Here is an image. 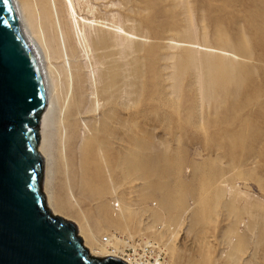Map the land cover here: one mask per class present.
<instances>
[{
  "label": "rangeland",
  "instance_id": "rangeland-1",
  "mask_svg": "<svg viewBox=\"0 0 264 264\" xmlns=\"http://www.w3.org/2000/svg\"><path fill=\"white\" fill-rule=\"evenodd\" d=\"M80 1L93 9L80 15L133 39L116 30L106 63L84 70L90 100L97 78L99 93L122 88L99 95L111 99L89 115L85 144L69 136L72 95L52 70L47 151L62 218L98 248L118 233L159 242L171 264H264V0Z\"/></svg>",
  "mask_w": 264,
  "mask_h": 264
},
{
  "label": "water",
  "instance_id": "water-1",
  "mask_svg": "<svg viewBox=\"0 0 264 264\" xmlns=\"http://www.w3.org/2000/svg\"><path fill=\"white\" fill-rule=\"evenodd\" d=\"M44 79L12 0H0V264H125L92 258L77 228L52 216L38 151Z\"/></svg>",
  "mask_w": 264,
  "mask_h": 264
},
{
  "label": "bare ground",
  "instance_id": "bare-ground-1",
  "mask_svg": "<svg viewBox=\"0 0 264 264\" xmlns=\"http://www.w3.org/2000/svg\"><path fill=\"white\" fill-rule=\"evenodd\" d=\"M12 4L14 6L15 14H16L19 26L21 28V31L23 33V36L26 38L27 42L32 47V50H33V52H34V54H35V56L39 62V66L41 68L43 79H44L45 92H46V105H45V108L42 111V114L40 116V126H39L40 142H39V146H38V151H39V153L43 159V163H44L43 173H42L44 175V177H43L44 182L42 181L43 182L42 186H43V193L45 196L44 198H45L46 208L48 209V211L50 212V214L52 216H58V217L61 216L62 217L63 215L66 214V211H65V207L61 204V202L57 201L59 199L56 200L55 198H57V197H53L54 195L52 194V191H53L52 183L53 182L51 181L50 159H49V155H48V151H47V134H48L47 132H48L49 124H50V121L52 120V117H53L54 112H55V107L57 104V89H56V87L53 86V82H51L52 70H53V68H55L56 71L58 69L61 72V74H63L65 76L67 86H68V91L72 95V101H71L72 103L70 102L71 103L70 107L74 111L73 116L75 117V121H74L75 123L72 124L71 126H72V128L73 127H75V128H73V131H72V133H70L69 136H71V137L74 136V139H76V140L81 139V143L84 142L83 144H85L86 142L89 141V136L91 137V135L93 133H95L96 132L95 130L97 129V127L95 129L91 126L89 115H91V114L95 115L97 110H99V108L105 106V104H106L105 103L103 106L100 107V105H101L100 103L106 101L107 99H108V101L111 99L110 97L108 98V95H109L108 90L110 91V88L112 89V87L114 85L112 86V84L108 80L109 82L104 83L102 85L103 87L100 85L101 91L99 93V91H98L99 89L97 86L98 83L96 82L97 79H98L97 81L99 82V78L96 79V77H97L96 76L95 77L96 80L92 81V83L90 84V88L92 89L90 91V95L93 96V99L90 100L91 98L90 99L88 98L89 92H87L88 87H86L88 85L87 84L85 85L84 70L85 69L87 70V68H90V66H91V68H93L97 63H100L102 65L106 63L109 56L104 51L107 50L112 45V44H110V46L107 45L108 41L110 40V36H111V39H113V37H114V39H116L118 32L121 31V32H123L122 34H125V37L123 35L120 36L121 39H122V37H124L125 40L128 41L132 35L125 33L126 31H123L122 29H120L116 26H113V25H112V28L111 27L104 28L106 26L105 23H104V25H105L104 27L98 26L99 25L97 23L98 20L89 19L87 17L80 15V11H82L81 9L85 10L86 14H89V15L92 14L93 15V9L90 6L89 1H80V0H12ZM120 37L118 36V38H120ZM131 39H133V37H131ZM131 39H130V41H132ZM106 45L108 46L107 49H106ZM127 45L129 46V44H127ZM112 47L114 48V46H112ZM111 51H113V49H111ZM211 52L208 51V53H211ZM92 55H93V58H91ZM110 55H111V52H110ZM112 55H113L112 57L114 58L116 53L114 52V54H112ZM222 55L223 54H221V57H222ZM224 56H226V55H224ZM193 58H195V56ZM224 58H226V57H224ZM202 59H203L202 63L204 64L205 63L204 58H202ZM92 60L96 64L92 63ZM191 60H190V62H191ZM196 60H198V59H196ZM109 61H111L110 58H109ZM194 62L195 61L193 59L192 64ZM199 62H197V63H199ZM209 63H210V59H209ZM211 63H213V62H211ZM211 63H210V65H212ZM121 64H123V63H121ZM92 65H94V66L92 67ZM116 65L114 66L115 68H117ZM207 65H205V67L207 68V71H208ZM197 66H198V64H197ZM209 67H211V66H209ZM214 67L217 68L216 66H214ZM101 68L105 69L104 66ZM210 69H213V67L209 68V70ZM107 70L112 71V68L107 69ZM116 70H114V72H116ZM218 70H220V69L218 68ZM109 71H106V72H108V75L106 74L107 76L105 77L106 79L110 75ZM91 72L93 73V71H91ZM88 73H90V72H88ZM94 73H95V71H94ZM114 74L115 73L112 74V72H111V75L114 76ZM214 74H215V72H214ZM94 75H96V74H94ZM111 75H110V77H111ZM91 76H92V74H91ZM91 76H90V78H92ZM113 76L111 77L112 81L114 80ZM115 76H119V74L115 75ZM201 76L205 77L206 75L205 76L201 75ZM99 77L102 79L101 76H99ZM103 77H104V75H103ZM202 77L200 78V80L202 79ZM208 77H210V76H208ZM229 78L227 77V79H229ZM100 82H101V80H100ZM203 82H205V81H203ZM211 82L209 83L207 81L208 84H211ZM99 84H102V82ZM122 84H123V82H122ZM208 84H206V86ZM118 86H121V84L116 85V87L114 86V89L116 88L118 90ZM101 87H102V89H101ZM209 87H207V88H209ZM121 89H119V90L121 91ZM205 90H208V89H205ZM101 92H103V93L107 92L108 93L107 96L105 95L106 99L104 98L105 99L104 101H101L103 99V96H102L101 100L99 99L101 97V96L99 97ZM114 92H115V90H114ZM116 93H118V92H116ZM116 93H114V94H116ZM123 93L125 94V92H122L121 95H123V97H124ZM118 95H116V96H118ZM203 95H204V93H203ZM112 96H113V94H112ZM123 97H120V98H123ZM113 99H112V101H113ZM123 99H121V100H123ZM106 112H108V111H106ZM100 119L101 118H99L98 121ZM67 120H69V119H67ZM82 120H86V121H84L83 128H81V126L79 125V123L82 124ZM99 123H100V121H99ZM101 125H102V123H101ZM82 129H83V133H81ZM65 132H67L66 129H65ZM97 133H98V131H97ZM65 134L67 135V133H65ZM63 135H64V133H63ZM63 140H64V138H63ZM73 144H72V146H73ZM75 144L77 145V142H75ZM80 148H82V146ZM74 150H75V148H74ZM74 150L72 151V149H71V151H72L71 155H73ZM71 159H73V158H71ZM125 160H126V158H125ZM73 162H75V160ZM127 162H128V160H127ZM75 165H76V162H75ZM64 166L67 167L66 164H64ZM76 169L77 168L75 167V170ZM76 176H77V174H75V178H76ZM75 178L73 180H75ZM76 182H77V180H76ZM67 186H68V184H67ZM96 227H99V226H96ZM100 229H102V228H100ZM79 232L81 233V229H79ZM99 232H100V230L97 233H99ZM79 237L81 238V241L83 240L82 241V243H84L83 246L87 250L88 255L90 257L97 258V259H102L105 257V252L102 249V247L98 248L94 243V241L97 239L95 233H89V236L86 238L85 237L83 238L81 236V234L79 235ZM130 237H132V236H130Z\"/></svg>",
  "mask_w": 264,
  "mask_h": 264
},
{
  "label": "built area",
  "instance_id": "built-area-1",
  "mask_svg": "<svg viewBox=\"0 0 264 264\" xmlns=\"http://www.w3.org/2000/svg\"><path fill=\"white\" fill-rule=\"evenodd\" d=\"M100 245L104 258L118 259L125 264H171L165 247L154 240L113 233L103 236Z\"/></svg>",
  "mask_w": 264,
  "mask_h": 264
}]
</instances>
